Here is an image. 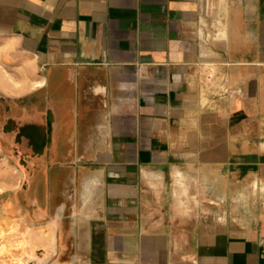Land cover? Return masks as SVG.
Segmentation results:
<instances>
[{
  "label": "crops",
  "instance_id": "crops-1",
  "mask_svg": "<svg viewBox=\"0 0 264 264\" xmlns=\"http://www.w3.org/2000/svg\"><path fill=\"white\" fill-rule=\"evenodd\" d=\"M0 131V264H264V0H0Z\"/></svg>",
  "mask_w": 264,
  "mask_h": 264
},
{
  "label": "rangeland",
  "instance_id": "rangeland-1",
  "mask_svg": "<svg viewBox=\"0 0 264 264\" xmlns=\"http://www.w3.org/2000/svg\"><path fill=\"white\" fill-rule=\"evenodd\" d=\"M1 133L2 131H0V137ZM21 179V170L0 151V208L4 195L15 192L21 184ZM2 192H5V194H1ZM1 243L2 239L0 235Z\"/></svg>",
  "mask_w": 264,
  "mask_h": 264
},
{
  "label": "bare ground",
  "instance_id": "bare-ground-1",
  "mask_svg": "<svg viewBox=\"0 0 264 264\" xmlns=\"http://www.w3.org/2000/svg\"><path fill=\"white\" fill-rule=\"evenodd\" d=\"M18 244V243H17ZM5 248H6V246L4 245L1 249H0V255L1 254H3V252L5 251ZM11 249V248H10ZM13 262H14V260H13ZM23 263V262H22Z\"/></svg>",
  "mask_w": 264,
  "mask_h": 264
}]
</instances>
